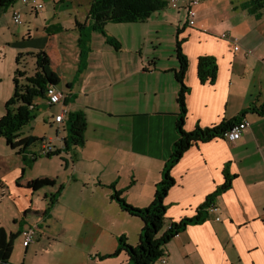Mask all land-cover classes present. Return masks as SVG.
Here are the masks:
<instances>
[{
    "label": "crops",
    "instance_id": "1",
    "mask_svg": "<svg viewBox=\"0 0 264 264\" xmlns=\"http://www.w3.org/2000/svg\"><path fill=\"white\" fill-rule=\"evenodd\" d=\"M37 1L43 7L33 12L15 0L10 9L19 12V26L9 8L0 15V118L13 94L17 55L42 52L65 91L60 90L62 105L36 100V116L62 131L67 121L54 123L61 106L66 120L82 112L85 143L69 152L65 138L48 136L46 144L59 151L64 164L44 156L32 160L38 145L23 156L11 150L0 154V228L21 240L17 245L14 240L6 264H127L125 254L102 258L115 251L118 237L136 246L142 222L110 199L109 187L129 205L147 207L177 139L176 57L158 58L150 66L140 53L144 27L164 15L156 13L146 23L107 24L106 35L119 37L118 51L91 32L90 52L80 62L75 25L88 32L89 0ZM247 1L199 0L194 26L181 36L188 60L184 83L190 89L184 130L212 127L244 110L249 127L235 143L216 139L190 148L171 169L175 184L164 203L173 221L195 215L206 196L222 186L225 166L234 178L209 220L186 227L165 246L164 264H264V9L256 17L254 9L244 7ZM188 2L178 4L187 9ZM205 55L217 60L213 86L197 78V59ZM51 196L56 201L45 217ZM33 224L42 234L24 248L21 232Z\"/></svg>",
    "mask_w": 264,
    "mask_h": 264
},
{
    "label": "trees",
    "instance_id": "2",
    "mask_svg": "<svg viewBox=\"0 0 264 264\" xmlns=\"http://www.w3.org/2000/svg\"><path fill=\"white\" fill-rule=\"evenodd\" d=\"M14 2L15 0H0V15L10 8ZM168 6L171 9L178 8L171 7L169 0H89V10L87 13L89 21L88 32L84 31V28H86L84 25L79 23L75 25V29L78 31L77 45L80 49V62H84L90 52L89 35L91 32L102 35L105 38V43L118 51L120 50V44L115 39L106 35L105 27L107 24L146 23L152 15L165 10ZM244 7L254 9L253 14L257 17L259 16L258 13L264 9V0H248ZM188 9L187 7V12ZM191 27L193 26H189L187 17L186 23L176 28L174 34V53L178 62V68L174 71V77L179 85L176 97V104L178 106L176 120L177 139L173 144L171 155L164 165L162 178L156 186L151 203L145 208L133 207L126 203L122 197V193L116 190L113 185L109 187L111 190L110 199L116 202L123 212L141 220L142 230L139 235V242L136 246H131L124 236L118 237L115 251L102 259L113 258L123 253L128 259L127 264H156L164 255L165 246L177 235L184 232L186 227L201 225L209 220L210 213L208 209L211 206H215L217 198L231 187L234 176L229 174L227 166H225L223 169L224 182L222 186L216 188L214 192L206 196L203 204L198 207L193 217L184 218L179 221H173L166 217L167 207L164 200L168 191L175 184L170 174L173 166L179 162L186 151L200 143H208L216 139L226 141L223 137L224 133L243 120L247 112L244 110L240 113L239 117L233 120H222L219 124L212 127L201 128L196 125L192 131L184 130L187 116L186 96L190 92V89L184 83L185 74L188 69V60L182 52L181 45L185 39L181 38V36L185 29ZM26 56L34 59V72L32 75H28L24 68H19L21 59ZM154 64V59L149 61L150 66H154ZM16 65L18 67L14 71L12 79L14 86L13 94L5 103V114L0 118V138L4 140L9 150L23 156L25 150L34 146V143L42 142L40 143V147L43 145V139L34 137L23 139L21 130L35 117V101L38 99L45 100L47 86H57L59 79L50 69L49 57L42 52L18 54ZM196 71L200 84L213 86L218 75L216 58L206 55L198 57ZM68 122L70 123L68 128L69 136L64 139L65 148H68L69 145L72 147H83L85 143L84 132L86 130L84 114L82 112L70 113L67 117L66 126ZM58 153L59 151L56 150L44 157L50 158ZM37 157L36 152L32 153V160ZM23 159L25 162V158ZM56 194L58 195L59 192ZM55 201V196H51L48 208L43 212V216L47 217L49 215ZM16 238V235L7 234L0 228V264H6L10 259L13 242Z\"/></svg>",
    "mask_w": 264,
    "mask_h": 264
},
{
    "label": "rangeland",
    "instance_id": "3",
    "mask_svg": "<svg viewBox=\"0 0 264 264\" xmlns=\"http://www.w3.org/2000/svg\"><path fill=\"white\" fill-rule=\"evenodd\" d=\"M240 1L241 0H237V2H240ZM203 3H204L203 7H206L207 3H205V2H203ZM200 4H202V2ZM16 7H19V3L17 4V6H15V8ZM177 7L178 8L171 9L168 6L165 10L158 12V14L164 15L161 19H159L161 21L158 22V24H156L155 21H157L156 20L157 18H153V20H152L153 22H151V24H149V26L144 27V30L145 31L147 30V34L144 33L140 53L146 62H149L152 59H154L157 63V62H159L158 58L159 59L161 58V62H166L167 61L166 56H168V55L172 56L173 55L175 57L174 44H173V37L175 34V30H176V27L184 25L186 23V20H187V10L183 7H180L179 4ZM9 11L12 13L14 10L12 11L9 8ZM193 11L194 12L197 11V6H196V8L193 9ZM218 11L220 14L223 15V4L222 3H220ZM226 13L230 14V11L226 9ZM226 16H227V14L225 15V17ZM157 31H158V33H157ZM115 36H116V38L119 39L117 34ZM157 37L160 38V41H159L160 45H158V42L155 39ZM118 39L117 40L115 39V40L118 42ZM20 63L21 64H20L19 68L20 67L24 68L28 75L33 74V72H34V59L33 58L29 57L27 59H21ZM58 89L65 91V89L59 85H58ZM53 109L57 110L58 108L54 107ZM34 115H35V117L30 121V123L28 125H26L21 130L23 136H31L34 138L43 139V144H46V142H48V138H49L48 136H53L54 138L55 137L61 138L60 139L61 141L59 140L60 142H62V139L69 136V131H68V128L70 126L69 122H68L67 126L62 131H58V129L54 125H51V127H50V125L45 123L41 114L36 116V111H34ZM65 121H67V120L65 119ZM43 135H45V136L43 137ZM40 143H42V142H36V143H34V145L40 146ZM51 147H53V146H51ZM74 149H76V148H73L71 145H69V150H68L69 152H73ZM53 150L56 151V149L54 147H53ZM3 151L9 152L10 150L6 147L4 140L0 138V154ZM58 156H59V154L51 156L50 158L51 159H58L59 158ZM62 163H63V161H62ZM50 170L52 172H56L58 170L56 162H52ZM20 242H21V240L17 239V240H15L14 244L17 245ZM122 254L123 253H121V255ZM165 258H166V254L164 255V257L159 262H157V264H164Z\"/></svg>",
    "mask_w": 264,
    "mask_h": 264
},
{
    "label": "built area",
    "instance_id": "4",
    "mask_svg": "<svg viewBox=\"0 0 264 264\" xmlns=\"http://www.w3.org/2000/svg\"><path fill=\"white\" fill-rule=\"evenodd\" d=\"M180 0H169V5L173 8L177 7ZM24 7L30 8L33 12L38 11L42 9L43 5L38 2L37 0H21ZM199 0H189L188 2V24L189 26H194V17L195 13L192 10L194 6L198 5ZM12 22L19 26L22 24V20L20 17V14L17 10H14L12 13ZM222 37L225 38V35H222ZM234 51L238 50L237 46H234ZM63 99V93L58 90L55 86L48 85L45 92V101L49 106H55V105H62L61 101ZM67 114V110L64 108V106H61L59 114L54 117V123L56 124H62L65 121V117ZM249 127V124L245 120H241L238 124H235L229 131L224 133V139L229 143H235L238 141L242 135V133ZM53 148L49 144H43L41 145L40 149L36 152L37 156H46L48 154H51L53 152ZM216 211L215 206H211L208 209V212L214 213ZM218 221V218H216ZM38 234H42L40 228L36 225H30L29 227L25 228L21 232L22 237V246L24 248L28 247L34 239L37 237ZM164 257V255L159 259L161 260Z\"/></svg>",
    "mask_w": 264,
    "mask_h": 264
}]
</instances>
